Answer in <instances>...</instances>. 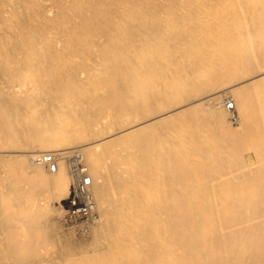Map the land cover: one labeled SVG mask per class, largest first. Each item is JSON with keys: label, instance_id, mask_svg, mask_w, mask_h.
Masks as SVG:
<instances>
[{"label": "bare ground", "instance_id": "1", "mask_svg": "<svg viewBox=\"0 0 264 264\" xmlns=\"http://www.w3.org/2000/svg\"><path fill=\"white\" fill-rule=\"evenodd\" d=\"M0 264H264V0H0Z\"/></svg>", "mask_w": 264, "mask_h": 264}, {"label": "built area", "instance_id": "2", "mask_svg": "<svg viewBox=\"0 0 264 264\" xmlns=\"http://www.w3.org/2000/svg\"><path fill=\"white\" fill-rule=\"evenodd\" d=\"M227 110H233L232 103H227ZM59 156L55 153H43L36 157V161L45 165L53 173L57 169ZM70 185L67 198L62 206V225L64 227L85 230L98 220V213L90 192V177L79 159L77 150H70L66 155Z\"/></svg>", "mask_w": 264, "mask_h": 264}, {"label": "rangeland", "instance_id": "3", "mask_svg": "<svg viewBox=\"0 0 264 264\" xmlns=\"http://www.w3.org/2000/svg\"><path fill=\"white\" fill-rule=\"evenodd\" d=\"M223 97H224V95H223ZM229 123V126L231 127V128H235L236 126H238V124L237 123H232V122H228ZM231 124V125H230ZM233 126H235V127H233ZM234 147H239V148H249V146H247V145H239V144H237V145H235ZM244 156H246V157H248L249 155L250 156H252L253 155V157L251 158L250 156H249V158H251V159H253L254 157H255V153L253 152V151H245V152H243L242 153ZM44 170L46 171V168L44 167ZM47 172V171H46ZM48 173V172H47ZM62 204V205H61ZM60 206H63V203L62 202H60ZM62 209V208H61ZM62 213H63V210H62ZM57 225H58V228H59V231H60V235L62 236H65V235H68V236H70L69 238H71V239H73L74 241H76V240H85V239H87V236H88V234L86 233L87 232V230L85 229L84 231H81L80 230V228H72L71 230H68L69 232L67 233L66 232V228H68V227H64L62 224H60V222L58 221L57 222ZM76 229V230H75ZM78 229V230H77ZM64 233H66V234H64Z\"/></svg>", "mask_w": 264, "mask_h": 264}]
</instances>
